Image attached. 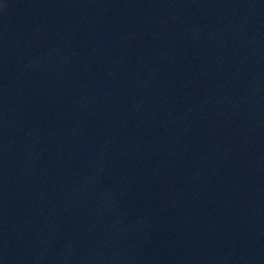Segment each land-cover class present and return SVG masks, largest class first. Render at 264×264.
<instances>
[{
  "label": "water",
  "instance_id": "95a60500",
  "mask_svg": "<svg viewBox=\"0 0 264 264\" xmlns=\"http://www.w3.org/2000/svg\"><path fill=\"white\" fill-rule=\"evenodd\" d=\"M0 264H264V0H0Z\"/></svg>",
  "mask_w": 264,
  "mask_h": 264
}]
</instances>
